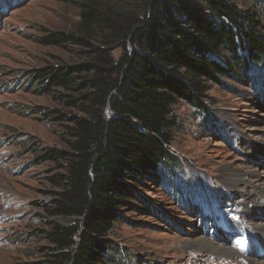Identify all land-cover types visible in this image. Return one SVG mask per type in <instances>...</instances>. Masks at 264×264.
Masks as SVG:
<instances>
[{"label": "rangeland", "instance_id": "rangeland-1", "mask_svg": "<svg viewBox=\"0 0 264 264\" xmlns=\"http://www.w3.org/2000/svg\"><path fill=\"white\" fill-rule=\"evenodd\" d=\"M146 1L0 0V264H53L52 227L75 223L44 209L61 191L50 178L63 168L38 161L69 150V123L59 117L82 116L66 101L84 92L45 96L21 83L33 70L86 63L89 49L50 45L46 37L85 38L118 61L123 51L104 42L109 31L102 23L123 12L141 14ZM232 2L258 21L256 35L264 41V0ZM85 10L102 25L84 29ZM220 59L232 73L205 83L207 111L184 100L174 107L172 152L180 170L165 175V183L152 173L129 182L137 197L101 238L121 253L111 252L109 264H264V60L246 58L247 78L232 54ZM208 245L228 246L238 256L228 259Z\"/></svg>", "mask_w": 264, "mask_h": 264}, {"label": "trees", "instance_id": "trees-1", "mask_svg": "<svg viewBox=\"0 0 264 264\" xmlns=\"http://www.w3.org/2000/svg\"><path fill=\"white\" fill-rule=\"evenodd\" d=\"M82 18L84 29L103 22L91 10ZM102 24L109 31L104 42L123 51L118 61L85 38L54 33L46 37L48 44L83 45L88 62L33 70L21 83L45 96L55 90L84 92L66 101L82 116L59 117L69 123V150L46 152L38 161L63 168L50 178L61 191L44 209L75 220L70 227H52L53 264H109L110 253L119 250L101 238L137 197L129 182L152 173L165 183V175L180 170L172 152L174 107L184 100L199 113L207 111L205 83H220L218 77L232 73V66L220 61L223 52L232 54L247 78L246 58L264 60L258 21L232 0H147L141 14L123 12Z\"/></svg>", "mask_w": 264, "mask_h": 264}, {"label": "bare ground", "instance_id": "bare-ground-1", "mask_svg": "<svg viewBox=\"0 0 264 264\" xmlns=\"http://www.w3.org/2000/svg\"><path fill=\"white\" fill-rule=\"evenodd\" d=\"M242 182V181H241ZM246 183V182H245ZM255 227V225H254ZM257 228V227H256ZM204 245V244H203ZM210 248L215 249L216 251L220 252L223 256L227 257L228 259H234L238 256L237 252L232 250L228 246L224 247H219V246H213V245H208ZM205 249V248H204ZM246 261V260H245ZM248 261V260H247ZM251 264H253V261L251 260ZM259 264V263H257Z\"/></svg>", "mask_w": 264, "mask_h": 264}]
</instances>
